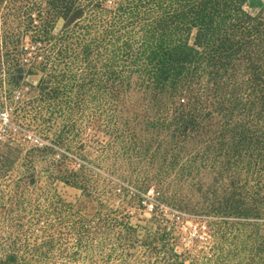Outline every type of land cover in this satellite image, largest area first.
<instances>
[{
  "label": "trees",
  "instance_id": "1",
  "mask_svg": "<svg viewBox=\"0 0 264 264\" xmlns=\"http://www.w3.org/2000/svg\"><path fill=\"white\" fill-rule=\"evenodd\" d=\"M248 2L0 0V71H13L15 86L40 76L31 91L74 104L80 118L140 116L146 132L171 131L174 147L206 150L203 162L219 170L221 183L201 212L220 244L204 264H264V8L252 15ZM50 144L44 151H60L64 166L75 155L85 159L82 149ZM127 184L120 194L141 196L143 184ZM154 193V238L165 248L176 233L165 207L182 218L186 211ZM21 239H12L0 264H28Z\"/></svg>",
  "mask_w": 264,
  "mask_h": 264
},
{
  "label": "rangeland",
  "instance_id": "2",
  "mask_svg": "<svg viewBox=\"0 0 264 264\" xmlns=\"http://www.w3.org/2000/svg\"><path fill=\"white\" fill-rule=\"evenodd\" d=\"M263 8L264 0H249L246 7L252 15ZM14 76L10 69L0 71V109L9 113L11 128L17 129L10 138L0 128V135H7L0 150V257L19 236L29 246L28 264L206 262L210 250L220 244V235L201 211L221 177L216 167L203 162L205 149L174 147L171 131L146 132L140 116L80 118L74 104L50 103L31 91L40 76H28L19 86L13 84ZM23 124L43 134L44 140ZM127 127L134 129L133 136ZM29 136L42 139L47 147L57 140L76 153L82 149L85 159L75 155L64 166L58 161L60 151L35 148ZM122 183L143 184L141 196L120 194ZM155 187L186 211L182 218L165 207L176 227L165 248L154 238Z\"/></svg>",
  "mask_w": 264,
  "mask_h": 264
},
{
  "label": "built area",
  "instance_id": "3",
  "mask_svg": "<svg viewBox=\"0 0 264 264\" xmlns=\"http://www.w3.org/2000/svg\"><path fill=\"white\" fill-rule=\"evenodd\" d=\"M9 116L10 115L7 111H5L4 109H0V128L2 129V131L7 132L10 138H13L17 134V129L15 130L11 128ZM6 136L0 135V150L5 145ZM29 140L31 145L35 148H43L45 146V142L40 138L29 136Z\"/></svg>",
  "mask_w": 264,
  "mask_h": 264
}]
</instances>
